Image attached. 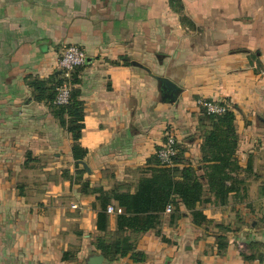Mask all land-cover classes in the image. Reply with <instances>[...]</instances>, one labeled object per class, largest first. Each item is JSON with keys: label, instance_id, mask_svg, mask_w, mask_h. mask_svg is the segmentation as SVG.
I'll use <instances>...</instances> for the list:
<instances>
[{"label": "crops", "instance_id": "crops-1", "mask_svg": "<svg viewBox=\"0 0 264 264\" xmlns=\"http://www.w3.org/2000/svg\"><path fill=\"white\" fill-rule=\"evenodd\" d=\"M68 44L86 53L74 85L82 160L26 83L58 75ZM159 77L177 86L173 101ZM200 98L234 114L239 190L223 203L208 192L200 224L179 203L173 224L164 212L138 236L143 260L102 264H264V0H0V264H86L101 254L96 237L115 232L116 214L98 231L90 190L133 192L167 131L200 166ZM59 168L58 181L38 176Z\"/></svg>", "mask_w": 264, "mask_h": 264}, {"label": "trees", "instance_id": "trees-1", "mask_svg": "<svg viewBox=\"0 0 264 264\" xmlns=\"http://www.w3.org/2000/svg\"><path fill=\"white\" fill-rule=\"evenodd\" d=\"M72 78V90L67 104L54 103L57 87L62 79L52 75L49 80L37 77H27L26 83L33 90L38 100H45L52 108V112L59 124L64 127L73 140L71 153L74 160H82L86 154L80 146L79 138L83 128V102L79 99V89L75 88L77 73ZM198 120V129L203 127L202 142L200 144L201 157L199 160L202 173H198L184 156V149L178 144V152L173 157V164L165 166L159 163L156 156L147 159L148 174H143L137 181L133 192L123 190L118 186L105 191L102 188H92L91 192L98 193V212L96 228L103 232L107 229L108 216L106 208L111 200L123 209L116 214V236L107 240L104 236L96 237L95 247L107 260H114L128 254L134 261L143 260V254L136 251V241L141 233L157 229L168 204H175V210L170 213L169 223L173 224L180 216L178 202L190 212L195 224L205 221L206 217L197 204L203 201L207 190L215 199H224L230 193L237 192L239 187L237 173L241 169L235 157L237 148V134L234 126V114L227 110L221 115H208L202 111ZM205 122H208L206 127ZM207 128V129H205ZM182 164L180 167L179 165ZM78 166V162L76 163ZM76 179H82L81 171H77ZM88 185V181L84 182ZM218 249H224L222 237H217ZM71 259V252L64 251L62 261Z\"/></svg>", "mask_w": 264, "mask_h": 264}, {"label": "built area", "instance_id": "built-area-1", "mask_svg": "<svg viewBox=\"0 0 264 264\" xmlns=\"http://www.w3.org/2000/svg\"><path fill=\"white\" fill-rule=\"evenodd\" d=\"M86 63V53L84 49L77 44L66 45L60 54L58 60V74L62 79L61 84L57 87L54 103L57 105L67 104L73 87L72 78L76 69ZM197 106L200 111L208 115H221L228 110V106L219 100L200 98L197 100ZM178 142L175 135L167 131L164 141L157 147L155 156L159 163L165 166L173 164V157L178 152ZM166 212L171 211V204L165 208ZM123 209L119 206L108 205L106 213L120 214Z\"/></svg>", "mask_w": 264, "mask_h": 264}, {"label": "rangeland", "instance_id": "rangeland-1", "mask_svg": "<svg viewBox=\"0 0 264 264\" xmlns=\"http://www.w3.org/2000/svg\"><path fill=\"white\" fill-rule=\"evenodd\" d=\"M202 116L205 117V114H203ZM205 125H206V127H208V122H205ZM203 128L200 130L201 134H203V132H204ZM205 129H207V128H205ZM59 167H61V166H59ZM198 168H199L198 169V173L199 174L202 173L201 172L202 169L200 168V166H198ZM145 173H148V172L146 171ZM38 174H39L38 175L39 178L49 179V180H52V181H58L61 178L62 179L65 178V169L59 168V169H56V170H53V171H47V172L39 171ZM19 177H20V175H19ZM207 194H208V191L205 190L204 196H206ZM228 198H229L228 196L226 198H224V199L219 198L218 202H220V203L227 202L229 200ZM177 202H178V211H179V201L177 200ZM170 204H171V211H170V213H171V212H173L175 210L174 209L175 208V204H173V203H170ZM164 212H166V211H164ZM115 236H116V234L113 232L112 234L104 235V238L107 239V240H111Z\"/></svg>", "mask_w": 264, "mask_h": 264}, {"label": "water", "instance_id": "water-1", "mask_svg": "<svg viewBox=\"0 0 264 264\" xmlns=\"http://www.w3.org/2000/svg\"><path fill=\"white\" fill-rule=\"evenodd\" d=\"M158 80L160 81L161 89L163 91L164 96L168 99V101H173L177 93V86L167 78L159 77ZM102 262L103 255L100 253L90 255L86 260V264H102Z\"/></svg>", "mask_w": 264, "mask_h": 264}]
</instances>
